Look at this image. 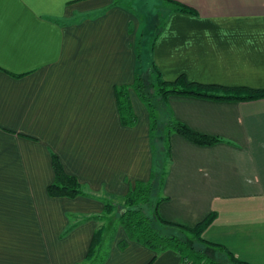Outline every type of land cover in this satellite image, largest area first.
<instances>
[{"label": "crops", "instance_id": "1", "mask_svg": "<svg viewBox=\"0 0 264 264\" xmlns=\"http://www.w3.org/2000/svg\"><path fill=\"white\" fill-rule=\"evenodd\" d=\"M173 1L195 13L170 4L161 18L149 59L164 80L264 89V0ZM140 33L117 0H0V264H182L129 240L114 203L154 169L148 109L131 87ZM122 85L133 126L119 115ZM164 101L169 120L220 141L169 135L159 216L192 227L215 212L201 237L264 264V97ZM53 155L85 194H48ZM105 203L118 215L100 217Z\"/></svg>", "mask_w": 264, "mask_h": 264}, {"label": "trees", "instance_id": "2", "mask_svg": "<svg viewBox=\"0 0 264 264\" xmlns=\"http://www.w3.org/2000/svg\"><path fill=\"white\" fill-rule=\"evenodd\" d=\"M168 6L173 5L176 10L180 12L195 13V10L183 3L164 0ZM116 3V2H115ZM171 4V5H170ZM149 30V29H148ZM151 32L149 31V36ZM141 45L137 40L136 44V58L139 63L141 57V48L143 44V33H140ZM155 35L150 41L152 45ZM139 39V38H138ZM150 40V38H149ZM139 65V64H138ZM140 65L138 66V69ZM150 68L156 74L161 90V95L165 99L169 94L181 95H195L210 98L221 99H237L247 100L264 97V89H252L248 87H223L216 84H204L194 81H189L184 75L178 76L173 81H166L162 78L159 70L152 62ZM141 101L146 105L149 113V134L153 143L154 154V169L151 171L150 178L147 181H135L133 187L124 195L122 203V212L118 215V222L124 228L125 233L129 240L136 241L143 246L149 248L155 253H160L165 250H174L180 255L182 264H250L236 259L232 253L227 250L223 245L206 241L201 237L205 228L215 219L216 213L211 212L196 225L188 227L185 225L173 223L162 219L158 213V204L162 198L153 199V188L155 190L161 186V183L166 175L168 161L170 158V145L169 135L177 133L188 140L199 145H211L219 142L220 139L216 136L203 134L192 130L187 125L171 119L167 123V136L162 141H155L154 136L156 133V119L157 116L154 112L153 104L149 100V96L145 92L144 85L141 83L139 72L135 76V80L131 86ZM128 86L122 85L116 87L115 94L117 99V106L121 122L125 126H133L135 124V116L131 111L128 95L126 89ZM221 93V94H220ZM164 142V143H161ZM161 143V144H160ZM158 155L160 158H158ZM163 165V169H162ZM52 168L54 173L53 182L47 187V192L50 196L54 197H75L77 195L85 194L81 184L78 180L65 172L59 159L56 155L52 156ZM164 199V198H163ZM152 206V218L147 216L143 211L144 205ZM114 205L105 203L103 213L100 217L106 214H111L114 211ZM104 216V218H105ZM103 227H98L93 235V242L91 251L97 244L98 239L103 232ZM180 233V235H179ZM182 234H188L195 238L197 245H203L210 248H217L224 252L227 256V261L221 262L214 260L205 252V245L200 248L195 244L187 243L182 239ZM197 246V247H196Z\"/></svg>", "mask_w": 264, "mask_h": 264}, {"label": "rangeland", "instance_id": "3", "mask_svg": "<svg viewBox=\"0 0 264 264\" xmlns=\"http://www.w3.org/2000/svg\"><path fill=\"white\" fill-rule=\"evenodd\" d=\"M117 2H119L122 5L125 6H130L134 9V11L136 12V19H137V23H138V29L139 32L143 33V44H142V48H141V57L139 59V76L141 79V83L144 85V89L145 92L147 93V95L149 96V100H151V103L153 104V108H154V112L157 116L156 119V133L154 136V140L155 141H161L162 139L164 140L165 137L167 136V129L168 127L166 126L169 120V116H168V112H167V107L165 106V101L164 98L161 95V90H160V85L158 83V81L156 80V74H154V71L150 68V59H149V47H150V41L152 40L154 34L157 32L160 23L162 22V17L164 12H166V8L168 6V4L164 3L163 0L162 2L160 1H156V0H117ZM169 8L171 6H168ZM149 19H148V18ZM150 17H154V22L155 24L152 25V20L150 19ZM149 29V30H148ZM149 31L151 32L150 36H149ZM150 38V40H149ZM141 41V38L139 37L138 42ZM139 44L141 45V42H139ZM185 76V75H184ZM162 89V88H161ZM162 140V141H163ZM164 143V142H162ZM158 158L159 155H158ZM165 167H167V163L165 165ZM162 169H163V165H162ZM159 188H157L155 190V188H153V199L155 200V198L157 197V195L160 194L159 192ZM115 205H118L119 209L120 206L122 205L121 202L118 201H114ZM112 204V203H111ZM143 211L144 213L149 216L150 218H152V206L150 205H144L143 207ZM118 209V210H119ZM115 210V207H114ZM117 210V211H118ZM115 211L112 213L111 217H115L118 215V212ZM105 216V215H104ZM103 216V217H104ZM107 215L105 216L104 219H106ZM112 221L114 220L113 218H111ZM180 235V233H179ZM182 239L185 240L187 243L190 244H195L197 245V242L195 241V238H193V236L188 235V234H182L181 235ZM108 236H105L104 239H107ZM198 246V245H197ZM196 246V247H197ZM202 245H199L198 247L200 248ZM218 250L219 249H214V250H210L209 255H213L215 258H213L214 260H218L220 261V256L218 255ZM212 251L214 253H212ZM219 258V259H217ZM222 262V261H221ZM230 264V263H229Z\"/></svg>", "mask_w": 264, "mask_h": 264}]
</instances>
